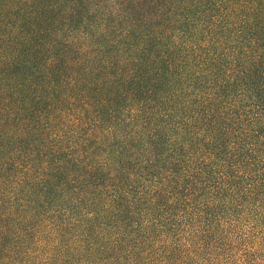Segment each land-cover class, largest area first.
Wrapping results in <instances>:
<instances>
[{"label": "trees", "instance_id": "16d2710c", "mask_svg": "<svg viewBox=\"0 0 264 264\" xmlns=\"http://www.w3.org/2000/svg\"><path fill=\"white\" fill-rule=\"evenodd\" d=\"M0 264H264V0H0Z\"/></svg>", "mask_w": 264, "mask_h": 264}]
</instances>
